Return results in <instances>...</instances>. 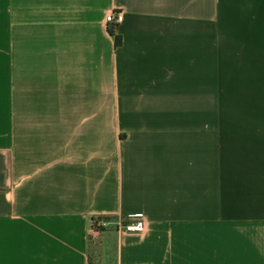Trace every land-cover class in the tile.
<instances>
[{
  "label": "crops",
  "instance_id": "0c3cea01",
  "mask_svg": "<svg viewBox=\"0 0 264 264\" xmlns=\"http://www.w3.org/2000/svg\"><path fill=\"white\" fill-rule=\"evenodd\" d=\"M207 19L244 57L212 117ZM114 213L117 264H264V0H0V264H91Z\"/></svg>",
  "mask_w": 264,
  "mask_h": 264
},
{
  "label": "rangeland",
  "instance_id": "374dc122",
  "mask_svg": "<svg viewBox=\"0 0 264 264\" xmlns=\"http://www.w3.org/2000/svg\"><path fill=\"white\" fill-rule=\"evenodd\" d=\"M238 42L232 34V19H207V52L202 58L206 96L202 100V110L208 112L209 117L219 110L218 76H221L222 71L224 75H230L232 64L240 63L244 59L238 55ZM226 79L228 78L225 77ZM224 110H231L229 100L225 99ZM124 234L117 230L115 223L93 233L90 240L91 264H117L116 244Z\"/></svg>",
  "mask_w": 264,
  "mask_h": 264
},
{
  "label": "built area",
  "instance_id": "2783aa9c",
  "mask_svg": "<svg viewBox=\"0 0 264 264\" xmlns=\"http://www.w3.org/2000/svg\"><path fill=\"white\" fill-rule=\"evenodd\" d=\"M123 18L124 15L121 11H111L106 15V20L109 24H118ZM112 223H115L117 230L123 233L142 234L147 230V219L144 213L131 214L128 220L114 213L101 215L93 219V231L98 233L101 228H105Z\"/></svg>",
  "mask_w": 264,
  "mask_h": 264
},
{
  "label": "trees",
  "instance_id": "16d2710c",
  "mask_svg": "<svg viewBox=\"0 0 264 264\" xmlns=\"http://www.w3.org/2000/svg\"><path fill=\"white\" fill-rule=\"evenodd\" d=\"M111 34L115 35V32H114V30H112V29H111ZM115 38H116V42H117V44H118V43H119V38H118V36L115 35ZM107 218H108V217H107Z\"/></svg>",
  "mask_w": 264,
  "mask_h": 264
}]
</instances>
